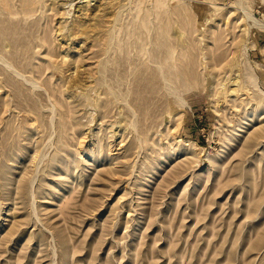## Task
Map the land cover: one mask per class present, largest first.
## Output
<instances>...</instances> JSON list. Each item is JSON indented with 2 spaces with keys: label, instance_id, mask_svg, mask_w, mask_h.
I'll return each instance as SVG.
<instances>
[{
  "label": "rangeland",
  "instance_id": "1",
  "mask_svg": "<svg viewBox=\"0 0 264 264\" xmlns=\"http://www.w3.org/2000/svg\"><path fill=\"white\" fill-rule=\"evenodd\" d=\"M0 57V264H264V0H0Z\"/></svg>",
  "mask_w": 264,
  "mask_h": 264
},
{
  "label": "bare ground",
  "instance_id": "2",
  "mask_svg": "<svg viewBox=\"0 0 264 264\" xmlns=\"http://www.w3.org/2000/svg\"><path fill=\"white\" fill-rule=\"evenodd\" d=\"M86 1H88V0H86ZM0 59H1L6 65L9 66V64L7 63V61H5L6 59L4 60V58H2V57H0ZM10 68H11V67H10ZM19 74H21V73H19ZM70 74H71V73H70ZM179 75H185V73H181V72H180ZM234 88H235V87H234ZM233 90H235V89H232L231 91L228 90V91H229L230 94H232V93H233V92H232ZM233 94H234V93H233ZM57 235L60 237L61 242L64 243L65 241H64V238L62 237L61 233L59 232V233H57Z\"/></svg>",
  "mask_w": 264,
  "mask_h": 264
}]
</instances>
